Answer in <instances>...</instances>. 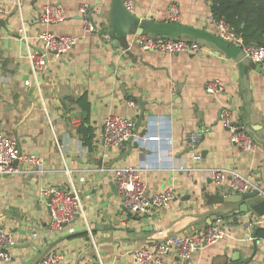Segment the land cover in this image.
<instances>
[{
    "label": "crops",
    "instance_id": "crops-1",
    "mask_svg": "<svg viewBox=\"0 0 264 264\" xmlns=\"http://www.w3.org/2000/svg\"><path fill=\"white\" fill-rule=\"evenodd\" d=\"M47 4L61 9L62 23L40 22ZM171 5L178 8L177 21L168 17ZM81 6L99 25L94 33L83 32ZM109 6V0H0V134L18 142L22 155L36 160L23 164L20 174L0 176V229L13 238L10 261L3 264H38L50 251L61 255V264H135L133 251L211 225L225 230L222 239L186 260L173 252L166 264H264V239L254 233L264 229V215L240 212L239 204L227 202L236 195L211 179V171L220 169L247 179L264 193V74L256 71L264 70V63L242 65L234 59L237 47L217 36L204 0H135L131 10L156 24L190 28L179 39L201 46L196 54L142 51L133 30L116 47V38L107 33ZM22 26L32 47L39 32L78 40L65 54H49L34 80L19 33ZM119 50L126 52L123 61L112 56ZM110 62L124 69L113 74ZM215 80L223 90L210 94L207 84ZM138 98L154 103L146 104L152 114L145 112L135 134ZM222 109L229 111L233 123L246 122L254 138L252 152L231 143L221 126ZM107 116L134 122L132 142L140 132L161 138L144 147L131 146L128 153V143L107 147L101 137ZM196 132L200 138L194 152L188 137ZM101 156L103 163L123 156L111 167V176L113 169L139 168L148 195L170 189L173 198L138 216L146 224L120 208V196L109 199L111 215L98 216L104 197L98 198L97 186L103 184V195L109 192L107 179L101 178L104 168L96 166ZM68 178L81 196L82 213L52 232L40 192L66 187Z\"/></svg>",
    "mask_w": 264,
    "mask_h": 264
},
{
    "label": "built area",
    "instance_id": "built-area-1",
    "mask_svg": "<svg viewBox=\"0 0 264 264\" xmlns=\"http://www.w3.org/2000/svg\"><path fill=\"white\" fill-rule=\"evenodd\" d=\"M135 0H124V7L130 11ZM79 16L82 20L83 32L94 33L99 25L93 22L86 6L79 8ZM179 16L178 8L171 5L168 8V17L171 21H177ZM65 17L58 6L47 4L40 12L39 20L46 25L62 23ZM213 20V19H212ZM217 35L232 45H236L241 52L255 65L264 63V47L256 44L244 45L239 37L222 21H214ZM21 40L26 47V58L28 60L30 75L36 80L45 68L47 56H55L67 53L77 42L75 36H56L49 32L37 34V46L29 45L25 35L24 27L19 30ZM137 42L142 51H156L163 54H196L202 47L195 43H188L182 39H161L151 35L137 37ZM28 83V82H27ZM222 85L217 81L207 84L206 91L210 94L220 93ZM130 106L134 104L130 102ZM221 126L228 131L231 143L241 151L250 153L255 148L251 135L245 132L242 126L230 120L229 111L222 109L220 114ZM134 122L121 116H107L102 123V141L105 146L117 148L127 143L134 137ZM136 137V136H135ZM159 135L146 134L139 137L137 142L141 147L147 142H157ZM199 133H192L188 142L196 151ZM199 160L198 154L194 156ZM36 160L27 155H18L16 142L8 136L0 134V176L20 174L22 166ZM139 168L126 167L112 170V178L115 188L121 197L120 208L131 216L146 214L149 210L160 209L173 198L170 189H164L153 195L146 193V187L139 176ZM211 179L216 186L228 188L235 195H241L252 190H257L254 183L234 174L227 173L220 169L211 171ZM41 196L45 202V208L49 214V231L58 232L82 213V200L71 178H68L66 187H46L41 189ZM262 225V221L257 222ZM225 234L218 225L205 227L202 231L188 236H171L163 241L154 242L131 253L135 264H166V257L175 252L181 260L189 259L192 254L203 250L222 239ZM13 244L12 235L0 229V264L10 261L9 247ZM38 264H61V255L50 251L44 254Z\"/></svg>",
    "mask_w": 264,
    "mask_h": 264
},
{
    "label": "water",
    "instance_id": "water-1",
    "mask_svg": "<svg viewBox=\"0 0 264 264\" xmlns=\"http://www.w3.org/2000/svg\"><path fill=\"white\" fill-rule=\"evenodd\" d=\"M110 1V6L109 10L107 13V19H108V34L114 35L116 38V43L115 46L119 47V42L120 39H124L131 35L132 30L134 31L133 34L137 37L144 36V35H151L156 38H161V39H179V36L181 34H184L189 30L190 28L180 26L177 24H156L154 22H150L146 20L145 18H139L136 15L132 14L130 11L126 10L124 7V0H109ZM91 16V15H90ZM191 30H189V33ZM218 36V35H217ZM219 37V36H218ZM220 38V37H219ZM222 42L225 44L229 43L222 38H220ZM230 44V43H229ZM125 45V44H124ZM236 46V45H234ZM237 47V46H236ZM237 52L234 56V59L237 62H240L242 65H249L250 60L244 55L243 52L237 47L236 48ZM126 52H123L122 50L117 51L116 53H113L112 56H117L118 61H123L125 59ZM135 60L132 59V62ZM110 67L112 73H116L120 70H123L124 67L122 65H115L114 62H110ZM108 66L105 67L107 69ZM256 71L259 73L264 74V70L260 67L256 68ZM115 80L118 81V77H114ZM120 82V81H119ZM123 86V84H122ZM154 101H144L138 98L137 104L140 109V114L138 116V122L136 124V130L134 133L136 134V131L138 127L141 124V120L143 117H145V112H147V115H151L152 112L151 110H146L145 106L146 104H153ZM247 108V107H245ZM146 124V122H144ZM143 124V125H144ZM242 128L245 132L249 133V129L246 127L247 124L246 122H242ZM143 131V130H142ZM250 134V133H249ZM144 135V132H140L138 134L139 137H142ZM251 135V134H250ZM252 137V135H251ZM133 138H131L127 143V152L128 153L131 150V146L137 148L138 142L133 141ZM254 140V138H253ZM16 148H17V154L20 155L22 154V151L20 149V146L18 142L16 143ZM93 155L96 154V152L93 150L92 151ZM123 156L112 158L109 162L103 163V157L99 158V161L97 162L96 166L99 168H104L101 178H106L107 179V186L109 188V192L106 194H102L103 191V184H99L97 186L98 192L100 194L98 195L99 199H102L104 197V202L103 205L100 206L98 205V216L100 212H103L106 215H111L113 208L110 204V198H117L119 197V193L117 192L114 181L112 179V176L109 174L111 171V167L115 165V163L121 159ZM97 179H100V176L96 177ZM251 200H257V202L253 204H248L249 201ZM96 200H93V203H95ZM227 202L233 203V204H239V211L240 212H247L251 211L253 212L257 218L262 217L264 215V193H260L258 190H252L247 193L241 194V195H236V196H231L230 198L227 199ZM145 215V214H144ZM118 216V212L114 213V217ZM143 216V215H142ZM137 219H139L143 224H146L145 219L139 218L138 216H135ZM103 221V220H102ZM102 227V225L100 226Z\"/></svg>",
    "mask_w": 264,
    "mask_h": 264
},
{
    "label": "trees",
    "instance_id": "trees-1",
    "mask_svg": "<svg viewBox=\"0 0 264 264\" xmlns=\"http://www.w3.org/2000/svg\"><path fill=\"white\" fill-rule=\"evenodd\" d=\"M214 21L224 22L244 45L264 47V0H204ZM264 239V229L254 230Z\"/></svg>",
    "mask_w": 264,
    "mask_h": 264
}]
</instances>
